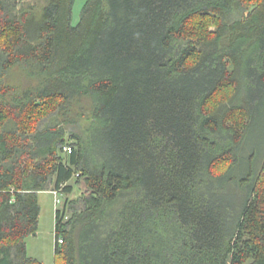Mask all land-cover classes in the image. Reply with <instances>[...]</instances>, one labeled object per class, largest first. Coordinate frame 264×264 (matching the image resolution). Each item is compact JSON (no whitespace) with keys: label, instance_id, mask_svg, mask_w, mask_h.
Returning a JSON list of instances; mask_svg holds the SVG:
<instances>
[{"label":"trees","instance_id":"trees-1","mask_svg":"<svg viewBox=\"0 0 264 264\" xmlns=\"http://www.w3.org/2000/svg\"><path fill=\"white\" fill-rule=\"evenodd\" d=\"M75 1L0 0V264L43 192L55 264H264V0Z\"/></svg>","mask_w":264,"mask_h":264},{"label":"rangeland","instance_id":"rangeland-1","mask_svg":"<svg viewBox=\"0 0 264 264\" xmlns=\"http://www.w3.org/2000/svg\"><path fill=\"white\" fill-rule=\"evenodd\" d=\"M88 0H76L73 7L72 25L76 26L80 22L82 12ZM194 30V27L192 28ZM73 183V182H72ZM84 185L80 184L75 193L70 197L75 199L81 195ZM61 202L56 205V197L50 192L39 194L41 206V216L39 231L36 237H29L26 240L28 255L42 264H55V227L56 210L62 207V196L57 197Z\"/></svg>","mask_w":264,"mask_h":264},{"label":"built area","instance_id":"built-area-1","mask_svg":"<svg viewBox=\"0 0 264 264\" xmlns=\"http://www.w3.org/2000/svg\"><path fill=\"white\" fill-rule=\"evenodd\" d=\"M65 151L68 152V153H71V148H70V147H66V148H65ZM53 194H54V196L57 198L58 194H57L56 192H54ZM59 202H60V201L57 200V204H58Z\"/></svg>","mask_w":264,"mask_h":264}]
</instances>
